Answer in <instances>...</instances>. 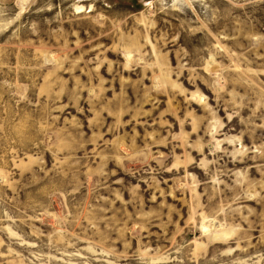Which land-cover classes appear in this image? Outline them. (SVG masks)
<instances>
[{
	"label": "rangeland",
	"instance_id": "374dc122",
	"mask_svg": "<svg viewBox=\"0 0 264 264\" xmlns=\"http://www.w3.org/2000/svg\"><path fill=\"white\" fill-rule=\"evenodd\" d=\"M0 264H264V0H0Z\"/></svg>",
	"mask_w": 264,
	"mask_h": 264
}]
</instances>
